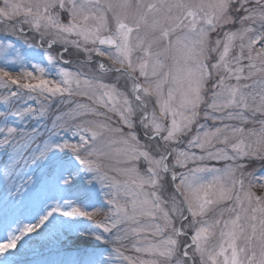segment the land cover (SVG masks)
Masks as SVG:
<instances>
[{"label":"snow or ice","instance_id":"obj_1","mask_svg":"<svg viewBox=\"0 0 264 264\" xmlns=\"http://www.w3.org/2000/svg\"><path fill=\"white\" fill-rule=\"evenodd\" d=\"M0 24L39 40L0 66V264L65 238L80 264H264V0H0Z\"/></svg>","mask_w":264,"mask_h":264},{"label":"rangeland","instance_id":"obj_2","mask_svg":"<svg viewBox=\"0 0 264 264\" xmlns=\"http://www.w3.org/2000/svg\"><path fill=\"white\" fill-rule=\"evenodd\" d=\"M2 24H0V66L3 62L7 60L9 65L15 64L16 67H10L9 70L13 72V75L19 74V65L21 60L16 55H8L7 52H10V49H6L5 44H11L15 46L16 52L23 56L25 52L30 51L26 46H23V40L26 38L30 44L38 43V36L35 33H29L27 27L25 32L27 33L26 37H21L19 33L17 34H6L2 31ZM46 47V45H45ZM61 49L56 46L52 49L53 55H56ZM63 59L72 60L73 64L70 67L75 68L77 66V61H84L86 56L83 54L73 53L71 56L65 54ZM95 59V57H94ZM41 62V58L36 56L35 59L31 61L32 64H38ZM46 67H50L45 64ZM27 70H33L27 64H25ZM48 78H56L55 75H52ZM35 82V81H33ZM43 123V122H42ZM63 135V133H62ZM72 142H77V138L68 137ZM3 198V193L0 192V199ZM97 207H99L103 202L97 200ZM2 206V205H0ZM107 208L103 209V212H107ZM103 212L101 215L97 216V219H103ZM28 222V221H25ZM14 226V225H13ZM4 220L3 213L0 212V236L4 234ZM4 242V241H0ZM35 251L29 252L24 259L28 264H80L81 261L85 260V251H92L91 246L86 245L82 242H76L73 239H63V241H57L55 239L47 240L46 242H41L40 244L34 245ZM105 255H107L105 253ZM37 260V261H34Z\"/></svg>","mask_w":264,"mask_h":264},{"label":"trees","instance_id":"obj_3","mask_svg":"<svg viewBox=\"0 0 264 264\" xmlns=\"http://www.w3.org/2000/svg\"><path fill=\"white\" fill-rule=\"evenodd\" d=\"M34 261H37V260H34Z\"/></svg>","mask_w":264,"mask_h":264}]
</instances>
